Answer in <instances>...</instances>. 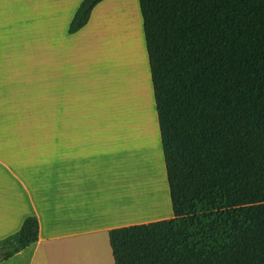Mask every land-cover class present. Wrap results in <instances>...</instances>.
Instances as JSON below:
<instances>
[{
    "label": "trees",
    "instance_id": "16d2710c",
    "mask_svg": "<svg viewBox=\"0 0 264 264\" xmlns=\"http://www.w3.org/2000/svg\"><path fill=\"white\" fill-rule=\"evenodd\" d=\"M138 6L174 216L110 229L114 264H264V0ZM38 235L26 216L0 262Z\"/></svg>",
    "mask_w": 264,
    "mask_h": 264
},
{
    "label": "crops",
    "instance_id": "0c3cea01",
    "mask_svg": "<svg viewBox=\"0 0 264 264\" xmlns=\"http://www.w3.org/2000/svg\"><path fill=\"white\" fill-rule=\"evenodd\" d=\"M41 1L43 16L33 17L31 21L33 26L53 33L49 35V43L44 41L43 91H67L71 84L66 82L65 75L79 64L93 11L106 0L95 6L82 29L73 34L67 32L59 44L56 31L60 27L69 28L83 0ZM21 6L28 10L0 14V21H4L0 31L30 30V0H0V8ZM143 40L144 37V55ZM145 50L148 63L144 61L145 74L166 196L158 186L159 179L147 178L131 166V159L137 160L140 152L131 158L124 151L120 162L124 188L116 181L110 160L116 150L115 136H109L105 121L0 122V239L16 232L28 215L35 216L39 222L38 240L0 264H114L108 238L110 229L174 216L170 198V211L151 216L170 193L160 150L146 46Z\"/></svg>",
    "mask_w": 264,
    "mask_h": 264
},
{
    "label": "rangeland",
    "instance_id": "374dc122",
    "mask_svg": "<svg viewBox=\"0 0 264 264\" xmlns=\"http://www.w3.org/2000/svg\"><path fill=\"white\" fill-rule=\"evenodd\" d=\"M22 6L2 7L0 8V14L28 10V8ZM40 15L43 16L42 1L30 0V21L34 19L33 17H38ZM141 17L142 16L139 14L138 0H106L104 4H101V6L99 5L98 8L93 11V18L87 30V38L84 46L80 49L82 58L79 64L75 66L73 72L65 75L66 82L71 84V86H67V91H43L42 61L44 41H47V43L50 42H48L49 35L51 34L50 32H44L41 26H33L34 21L30 22V30L12 29L0 31V122L22 123L59 119L105 121L109 126L107 129L109 136H115L113 147H115L116 150H114L115 153L111 154L110 160H113L111 168L112 171L117 174L116 181H119L124 188L121 179L123 172L120 163L124 151L128 155H130V152L131 154L140 152L137 160L131 159V166H133V169L136 171L141 170L142 174L147 178L159 179L157 180L158 186H160L162 193L166 196V185L161 158L158 154L159 146L156 133L153 132L155 131V122L153 127L147 113L143 110L145 109L144 100H140L144 99L142 92L144 93V91H147L146 93L150 95V91H148V86L146 85L147 80H145L147 78L144 66L146 62L144 40V55L143 51L140 52L142 50V38L144 37L143 31L141 30L142 25H140ZM3 22L4 21H0V25H2ZM124 28H126V30ZM131 31H134V37L132 36L133 43H129V39L127 38L131 36ZM56 32V42L59 44L63 40L65 34H67L68 29L65 30L60 27L59 31ZM121 34L123 35L121 36ZM51 35H53V33ZM118 38L120 39L117 40ZM129 38L132 39L131 37ZM135 39L137 40L135 41ZM117 43L119 45L126 43L131 46L133 44L135 47H140L141 50L138 54L140 55V53H142L140 61H142L144 65H142V67L138 64L137 67H142L141 75L144 77L140 76V79L142 78L141 81H143L140 83V87L142 86L141 89L143 91L139 92L137 89L138 93H136V91L131 92L130 90H124L127 95L124 91H113V81L111 77L108 78V76H110V74H108L109 72L105 67L101 68L98 65L99 62L96 60V57L104 50L109 51V49L112 50L114 48L112 50L113 52L118 51L119 46ZM138 44L141 46H138ZM104 52L102 54L105 56L107 52ZM56 54H60L58 49L56 50ZM144 57L145 60L143 59ZM121 63L124 65L125 62L121 61ZM146 65H148L147 62ZM122 68H126L125 65L124 67L121 65L119 66L120 70L118 73L122 76V78L119 76V79L121 78L122 81L127 82L126 71ZM143 83L147 90L145 86L143 88ZM125 86L126 83H124L120 89L125 88ZM121 93H124V95ZM134 99L135 103H133ZM138 100L139 102L141 101V103H138ZM150 102V114L153 115L152 101L150 100ZM123 103H127L128 105ZM128 109L132 111H128ZM116 115L119 116L116 117ZM140 135L148 139H142ZM147 135H151L152 137L149 138ZM151 139H155L156 141L152 140L148 144V141ZM133 142H137L138 144ZM147 144L152 146H147ZM156 160L158 163H156ZM155 164L159 165V170H162V172L156 169L158 166H154ZM127 166L129 167L128 162ZM116 168L119 169V171H117L118 173L116 172ZM130 174L132 175V173ZM133 174L135 175L134 172ZM122 195H124V192ZM169 198L170 196L168 199L165 198L163 202L159 203L158 207L151 212V216L154 217L155 213H159V211L161 213L170 211ZM130 214L136 217L132 212H130Z\"/></svg>",
    "mask_w": 264,
    "mask_h": 264
},
{
    "label": "bare ground",
    "instance_id": "6f19581e",
    "mask_svg": "<svg viewBox=\"0 0 264 264\" xmlns=\"http://www.w3.org/2000/svg\"><path fill=\"white\" fill-rule=\"evenodd\" d=\"M115 9V8H114ZM130 9V8H129ZM127 13V12H126ZM125 13V14H126ZM122 14H123V12H122ZM121 14V15H122ZM124 14V15H125ZM127 14H129V13H127ZM129 17V16H128ZM127 17V18H128ZM122 18V17H121ZM123 19V18H122ZM127 25V24H126ZM122 27H123V25H122ZM129 28V27H128ZM132 28V27H131ZM125 30H126V28H124ZM134 31H131V36H126L128 39H129V43H133V37H134V33H133ZM127 34H128V32H127ZM133 34V35H132ZM123 34H121V36H122ZM133 36V37H132ZM137 36V35H136ZM125 37V36H124ZM129 37H131L132 39H130ZM120 38H118L117 40H119ZM139 39V38H138ZM137 39H135V41H136ZM131 41V42H130ZM127 42V41H126ZM139 42V41H138ZM137 43V42H136ZM141 43V42H140ZM139 43V44H140ZM118 44V43H117ZM138 44V46H141V45H139ZM117 46V45H116ZM118 46H119V48H118V51H112L111 49H109V51H106V50H104L105 52H107L106 54H105V56H104V54H102L104 51H102V53H100V55H98L97 57H96V60L99 62V66L102 68V67H105L106 69H107V71L109 72H107L108 74H110V76H108V78L109 77H111V80L113 81V87H112V90L113 91H136V93H138L137 92V89L139 90V92L140 91H143L142 89H141V87H140V83L141 82H143V81H141L142 80V78L140 79V76H142L141 74H142V65H144V63L142 62V61H140L141 60V55H142V53H140V55L138 54V52L142 49V46H141V49H140V47H135V45L133 46V44H132V46L131 45H128V44H121V45H119L118 44ZM139 49V50H138ZM112 51V52H111ZM143 50H141L140 52H142ZM104 52V53H105ZM122 57V58H121ZM121 59H123V60H121ZM144 59V58H143ZM142 59V60H143ZM121 61L122 62H125L124 63V65H125V67L126 68H122L123 70H125L126 71V76H127V82H125V81H122L121 80V78H122V76H120L121 74H119L118 72H119V66L121 65L122 67H124V65H122V63H121ZM138 61H139V63H138ZM142 62V63H141ZM120 63V64H119ZM141 65L142 67H140V66H138L139 67V69H138V67H137V65ZM145 66V65H144ZM105 69V70H106ZM102 70V69H101ZM104 70V69H103ZM140 70V71H139ZM122 72H124V71H122ZM140 72V73H139ZM106 73V72H105ZM104 73V74H105ZM119 76L121 77L120 79H119ZM125 77V76H124ZM142 77H144V76H142ZM125 79H126V77H125ZM146 80V79H145ZM109 81V80H108ZM124 83H126V86H125V88H122V89H120L121 87H122V85L124 84ZM144 84V83H143ZM147 85V84H146ZM127 86H129V87H127ZM144 86H145V84L143 85V88H144ZM126 89H128V90H126ZM145 89H146V86H145ZM147 90V89H146ZM125 91H124V93H125ZM130 92V93H131ZM147 91H144V93L142 92V94H143V98L144 99H140L141 101L142 100H144V107H145V109H143V110H145V113H147V115H148V118H149V120H150V122H151V124H152V126L154 125V120H153V116L150 114V106H151V102H150V100H151V96L148 94V93H146ZM124 93H121V94H123L124 95ZM129 93V92H128ZM126 95H127V93H125ZM122 95V96H123ZM139 95V94H138ZM148 96H149V98H148ZM138 98V97H137ZM123 99V98H122ZM150 99V100H149ZM132 100V99H131ZM141 101L139 102V100H138V103H141ZM122 102V101H121ZM130 102V101H129ZM128 102V103H129ZM132 103V102H131ZM133 103H135V99H134V101H133ZM137 103V102H136ZM123 104H127V103H123ZM130 104V103H129ZM121 105H122V103H121ZM128 105V104H127ZM139 105V104H138ZM136 106V105H135ZM134 106V107H135ZM137 107V106H136ZM141 107H143V106H141ZM126 108V107H125ZM139 109V108H138ZM132 111L131 109H128V111ZM117 111V110H116ZM122 112V111H121ZM115 113V112H114ZM122 113H125V112H122ZM137 113H138V111H137ZM141 114V113H140ZM122 115V114H121ZM119 115H116V117H118ZM122 116H125L124 114L122 115ZM135 116V115H134ZM124 118V117H123ZM128 118V117H127ZM131 118H133V117H131ZM117 119V118H116ZM129 119H130V117H129ZM115 120V119H114ZM120 121H122V120H120ZM154 127V126H153ZM155 128V127H154ZM127 130V129H126ZM153 132H155V131H153ZM149 133H151V132H149ZM134 134V133H133ZM152 135V134H151ZM151 135H147V137H149V138H151L152 136ZM141 137H142V139L143 138H145V136L143 137L142 135H140ZM132 137V136H131ZM138 137H139V134H138ZM133 138V137H132ZM135 139V138H134ZM139 139V138H138ZM146 139H148V138H145V140ZM129 140H131V139H129ZM137 140V139H136ZM153 139H151L150 141H148V144H149V142H151ZM133 141V140H132ZM153 141H156L155 139L153 140ZM147 142V141H146ZM133 143H135V144H138L137 142H133ZM147 144V146H152V145H148ZM155 144V143H154ZM157 145V144H156ZM154 147V146H153ZM152 148V147H151ZM155 148V147H154ZM132 150V149H131ZM158 154H159V152H158ZM130 155H132L131 156V158H133L134 156H136V154H130ZM155 163V162H154ZM156 163H158L157 162V160H156ZM154 166H158L156 169H160L159 168V165L158 164H155ZM160 167H161V165H160ZM157 170V171H158ZM159 171H161L162 172V170H159Z\"/></svg>",
    "mask_w": 264,
    "mask_h": 264
}]
</instances>
